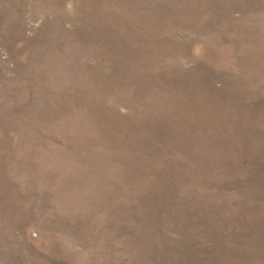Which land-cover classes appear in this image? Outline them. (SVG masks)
<instances>
[{
  "label": "rangeland",
  "instance_id": "rangeland-1",
  "mask_svg": "<svg viewBox=\"0 0 264 264\" xmlns=\"http://www.w3.org/2000/svg\"><path fill=\"white\" fill-rule=\"evenodd\" d=\"M0 264H264V0H0Z\"/></svg>",
  "mask_w": 264,
  "mask_h": 264
}]
</instances>
